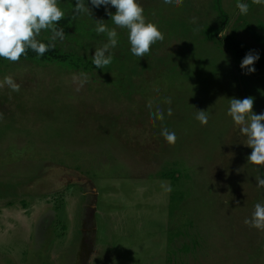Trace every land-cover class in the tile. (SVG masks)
Instances as JSON below:
<instances>
[{"label": "rangeland", "instance_id": "rangeland-1", "mask_svg": "<svg viewBox=\"0 0 264 264\" xmlns=\"http://www.w3.org/2000/svg\"><path fill=\"white\" fill-rule=\"evenodd\" d=\"M212 1L138 0L164 40L140 58L128 30H118L110 76L8 61L0 81L11 75L21 87L0 88V264L72 262L83 200L73 182L96 189V264H264V229L244 224L264 203L256 181L264 166L248 162L252 149L228 115L231 98L249 96L253 112L264 113V69L245 75L223 44L205 38L220 21ZM238 3L248 4L246 15ZM218 7L226 19L219 40L231 33L251 50L264 48V4L218 0ZM57 27L65 38L55 44L66 51L94 56L108 42L101 36L78 47L67 20ZM157 108L163 120L154 119ZM196 110L207 111L206 125ZM164 128L175 132V144L165 141ZM173 168L179 201L169 211L170 177L159 174ZM48 206L54 218L42 229L36 211Z\"/></svg>", "mask_w": 264, "mask_h": 264}, {"label": "clouds", "instance_id": "clouds-1", "mask_svg": "<svg viewBox=\"0 0 264 264\" xmlns=\"http://www.w3.org/2000/svg\"><path fill=\"white\" fill-rule=\"evenodd\" d=\"M183 0H175L176 6ZM254 4H264V0H252ZM173 0H163L164 5L172 4ZM95 7L105 6L107 15L111 17L114 25L128 30V40L131 45V53L137 57H145L151 51V46L164 40V34L158 27L148 21L144 15L143 7L138 0H91ZM116 9L115 13L108 11V6ZM236 7L240 14L246 15L249 6L246 3H238ZM87 13L92 15V10L84 4V0H76L74 14ZM64 12L58 7L57 0H0V58L16 63L27 50L35 51L43 56L50 49L55 48L57 39L63 41L65 33L63 28H58V22L64 18ZM193 23L195 18H193ZM42 30H51L52 35L48 38L49 43L40 42L37 37ZM95 31L97 34H107V43L96 48L92 57V63L96 68L102 69L112 62L110 49L117 46L118 33L116 28L109 29L104 21L96 20ZM107 53V55H106ZM259 60V53L250 50L242 59L240 67L246 69L245 75L256 71L254 64ZM85 77L86 74H81ZM7 86L14 92L20 90L18 84L11 75L5 76L0 81V88ZM165 103L171 104V98H165ZM254 97L243 99L231 98L228 115L239 126V131L246 137V146L252 149L247 157L253 165L264 166V113L253 112ZM151 107V104H149ZM171 116V107L167 110ZM2 117V113H0ZM154 119L163 120V109L157 108L153 113ZM196 119L202 124L208 123V113L205 110H196ZM161 135L168 144H175L176 134L164 128ZM257 186L264 188V179L256 177ZM245 225L257 229H264V203H256L251 218L244 220Z\"/></svg>", "mask_w": 264, "mask_h": 264}, {"label": "trees", "instance_id": "trees-1", "mask_svg": "<svg viewBox=\"0 0 264 264\" xmlns=\"http://www.w3.org/2000/svg\"><path fill=\"white\" fill-rule=\"evenodd\" d=\"M72 4V8L69 9V11L64 12V18L68 21L69 26L72 31H74V35H77L74 39L78 47L84 48L88 44L89 40H94L101 36H107L106 33L103 34H97L95 31L96 28V20H103L104 23L107 25L109 29L115 28L116 26L113 24V21L111 20V17L109 15L103 13V9H105V6H100L95 9V6L91 4V0H84V4L88 7H91L92 15H89L87 13H80V14H74V8L76 5V0H61V3H70ZM213 8L217 11L220 21L213 25L211 27V32H206L205 38L211 39L212 41L219 44H223L225 48L228 49V51L231 52V56L240 61V64L242 62V59L245 57V55L251 50L248 46H246L242 41L237 39L235 36H233L231 33H225L222 38L219 40L216 37L217 32L223 27V25L226 22L225 14L222 13L218 8V0H213ZM108 11H114L111 9V6H108ZM84 16L85 18L81 17ZM114 25V26H112ZM125 29V28H124ZM123 28L116 27V31L124 30ZM259 37V36H255ZM37 39L40 42L43 43H49L50 41L48 39L41 38L40 36L37 37ZM256 39V38H255ZM260 39V38H258ZM128 41V39H127ZM129 42V41H128ZM121 47L123 44L120 45ZM128 50V48L124 49L123 51ZM259 60L255 62L254 67L256 71L264 69V48L260 50L259 52ZM92 55L86 54L85 52H78L77 49L72 50H63L59 48L55 44V48L50 49L47 51L42 57L39 56L35 51L28 49L26 55H22L21 58L35 60L36 62H46L53 65H66L70 67L69 69L77 70V71H85L87 75L92 74H99V72L105 71V76H110L113 72V69L108 65L102 69L96 68L95 65L92 63ZM8 60L4 58H0V64H3L0 66V71H3L5 69V65H7ZM107 70V71H106ZM135 69H131V71H134ZM99 71V72H98ZM97 73V74H96ZM145 77L144 75H142ZM174 169H168L166 171L160 172L159 176L161 177H170L169 184V194H168V209L169 211L173 208V206L176 205V203L179 201L177 197L174 196L173 189H175V186L179 187L180 183L178 182L177 176L174 175Z\"/></svg>", "mask_w": 264, "mask_h": 264}, {"label": "flooded vegetation", "instance_id": "flooded-vegetation-1", "mask_svg": "<svg viewBox=\"0 0 264 264\" xmlns=\"http://www.w3.org/2000/svg\"><path fill=\"white\" fill-rule=\"evenodd\" d=\"M34 180V179H33ZM32 182V181H30ZM65 183H70L68 180ZM80 188V193L83 196V200H81L80 204V212L78 214V219H80V238L78 239L74 257L70 264H96L97 256L96 253L98 251L97 244L94 241V230L96 229V224L94 222L96 212V204H95V193L96 189L92 185L90 190L83 186V182H73ZM30 185V184H29ZM46 187V186H45ZM19 189H27V188H19ZM54 191V190H53ZM51 189L49 190H41L38 191L40 193H51L53 192ZM25 194H22L24 196ZM21 200V196H18ZM22 201V200H21ZM62 206V204H61ZM53 210L51 206L46 207L44 211H39V215L36 211V221L40 228L44 229L46 225L52 223L53 220ZM63 234V232L61 233ZM112 262V260L110 261Z\"/></svg>", "mask_w": 264, "mask_h": 264}]
</instances>
